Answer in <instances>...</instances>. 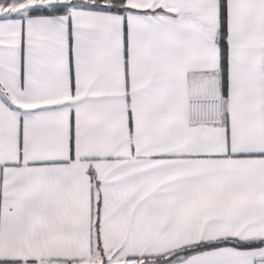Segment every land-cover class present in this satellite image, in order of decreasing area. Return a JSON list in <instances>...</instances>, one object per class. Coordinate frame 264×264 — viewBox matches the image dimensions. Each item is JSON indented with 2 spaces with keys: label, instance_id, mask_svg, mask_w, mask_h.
<instances>
[{
  "label": "snow or ice",
  "instance_id": "obj_1",
  "mask_svg": "<svg viewBox=\"0 0 264 264\" xmlns=\"http://www.w3.org/2000/svg\"><path fill=\"white\" fill-rule=\"evenodd\" d=\"M0 264H264V0H0Z\"/></svg>",
  "mask_w": 264,
  "mask_h": 264
}]
</instances>
